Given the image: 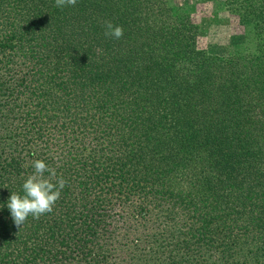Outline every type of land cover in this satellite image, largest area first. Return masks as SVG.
Here are the masks:
<instances>
[{"label": "trees", "instance_id": "trees-1", "mask_svg": "<svg viewBox=\"0 0 264 264\" xmlns=\"http://www.w3.org/2000/svg\"><path fill=\"white\" fill-rule=\"evenodd\" d=\"M224 4L251 49L169 0H0V203L35 159L66 180L0 210V264H264V0Z\"/></svg>", "mask_w": 264, "mask_h": 264}, {"label": "rangeland", "instance_id": "rangeland-1", "mask_svg": "<svg viewBox=\"0 0 264 264\" xmlns=\"http://www.w3.org/2000/svg\"><path fill=\"white\" fill-rule=\"evenodd\" d=\"M225 0H169L173 7L187 11L199 27L198 46L219 55L248 49L254 44L249 25H241L238 17L227 9Z\"/></svg>", "mask_w": 264, "mask_h": 264}, {"label": "clouds", "instance_id": "clouds-1", "mask_svg": "<svg viewBox=\"0 0 264 264\" xmlns=\"http://www.w3.org/2000/svg\"><path fill=\"white\" fill-rule=\"evenodd\" d=\"M75 0H56L58 7L66 4H73ZM105 35L114 39L123 36V28L113 24L111 21L105 22ZM34 171L22 183V194L10 192L9 197L0 210L6 208L10 213L14 225L20 226L26 221L29 215L33 219L39 218L42 214L50 213L55 202L59 199L61 191L66 185V180L57 174L42 159H35L32 163ZM48 172L50 176L56 177V182H51L44 176Z\"/></svg>", "mask_w": 264, "mask_h": 264}]
</instances>
